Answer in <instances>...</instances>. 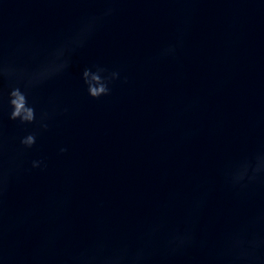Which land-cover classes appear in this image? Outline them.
<instances>
[{
	"label": "water",
	"instance_id": "water-1",
	"mask_svg": "<svg viewBox=\"0 0 264 264\" xmlns=\"http://www.w3.org/2000/svg\"><path fill=\"white\" fill-rule=\"evenodd\" d=\"M6 66L0 264H264V0H0ZM19 74L51 113L27 149Z\"/></svg>",
	"mask_w": 264,
	"mask_h": 264
},
{
	"label": "clouds",
	"instance_id": "clouds-1",
	"mask_svg": "<svg viewBox=\"0 0 264 264\" xmlns=\"http://www.w3.org/2000/svg\"><path fill=\"white\" fill-rule=\"evenodd\" d=\"M110 11L111 9H108L107 13ZM16 73L17 71L14 68L8 66L0 69V74L5 76H12ZM83 77L87 94L99 98L111 93L112 83L116 78L120 77V72L115 69L110 70L100 64L97 72H93L90 68H85ZM33 85L34 81L32 79L19 74L7 90L8 116L11 120L17 121L24 126L23 134L19 136V143L26 149L35 145L40 131L48 129L50 126L51 113L47 109H41L38 114L35 100L30 99ZM29 125H34V127L29 129ZM59 151H67V146H61ZM31 165L33 167L47 166L43 157L32 159Z\"/></svg>",
	"mask_w": 264,
	"mask_h": 264
}]
</instances>
